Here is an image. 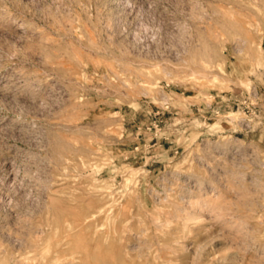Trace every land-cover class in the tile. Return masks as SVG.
<instances>
[{
  "label": "rangeland",
  "instance_id": "rangeland-1",
  "mask_svg": "<svg viewBox=\"0 0 264 264\" xmlns=\"http://www.w3.org/2000/svg\"><path fill=\"white\" fill-rule=\"evenodd\" d=\"M0 264H264V0H0Z\"/></svg>",
  "mask_w": 264,
  "mask_h": 264
}]
</instances>
